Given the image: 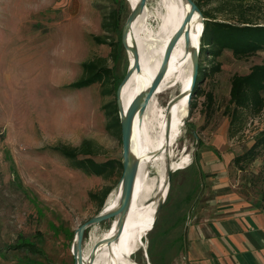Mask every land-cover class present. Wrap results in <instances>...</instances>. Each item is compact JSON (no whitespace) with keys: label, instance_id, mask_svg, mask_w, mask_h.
Segmentation results:
<instances>
[{"label":"rangeland","instance_id":"374dc122","mask_svg":"<svg viewBox=\"0 0 264 264\" xmlns=\"http://www.w3.org/2000/svg\"><path fill=\"white\" fill-rule=\"evenodd\" d=\"M112 2L0 0V264H75L72 243L76 229L100 212L107 201L99 211L89 192L106 185L116 189L120 180V175L109 180L87 175L50 150L61 144L77 146L90 138L102 146L97 160L122 159V140L106 129L102 108L114 96L102 95L99 82L79 89L69 87L82 76L81 63L97 56L108 59L118 78L127 73L129 51L122 47L114 62L109 44L93 39L106 34L101 27L103 11ZM119 5L122 28L132 6L127 0ZM134 25L135 20L130 43ZM145 42L142 37L139 46ZM263 60L264 51L236 58L226 50L218 58L221 71L203 85L214 93V117L206 121L204 96L192 113L189 109L184 133L171 146V161L187 151L190 164L173 172L158 221L142 236L146 246L131 253L133 264H179L183 219L188 220L197 205L208 206L219 194L264 199V152L242 170L231 162L264 130V112L249 117L235 137L228 135L229 118L224 114L232 75L245 74ZM205 64L210 65L211 60ZM170 96L167 91L161 93V105L167 106ZM145 174L149 182L153 179L157 183L160 177L153 163L148 164ZM191 191L195 195L189 203L185 196ZM112 225L113 219H108L89 227L84 250L91 251ZM23 241L37 245L40 252L16 247Z\"/></svg>","mask_w":264,"mask_h":264},{"label":"trees","instance_id":"16d2710c","mask_svg":"<svg viewBox=\"0 0 264 264\" xmlns=\"http://www.w3.org/2000/svg\"><path fill=\"white\" fill-rule=\"evenodd\" d=\"M112 1L107 6L108 9L103 11L101 27L106 34L94 35L93 39L98 44H109L111 47L109 56L116 62L119 50L125 48L122 42L123 26L120 28L121 6L119 5L120 1L125 0ZM194 1L200 7L205 20L200 41L199 73L190 100V113L198 107V99L204 96L202 111L206 121L209 122L216 111V100L214 93L205 90L203 85L208 77L221 71L222 64L218 58L226 50L236 58H245L264 51V0ZM208 58L211 60L210 65L205 64ZM107 62L108 59L101 56L83 61L82 76L69 87L79 89L99 82L102 95H113L114 99L105 103L102 108L107 118L106 129L119 135L121 139L116 92L125 75L121 79L118 78L114 66H109ZM262 112H264V60L252 65L249 72L234 73L231 77L230 98L224 109V114L229 118V137L239 135L246 127L249 117L257 116ZM50 150L68 159L72 167L87 175L101 176L108 180L116 175H120L121 178L122 159L97 160L96 157L101 154L102 146L93 139L84 138L77 146L61 144L51 147ZM262 152H264V130L259 131L252 145L241 154L234 156L231 162L242 170L247 164L255 161ZM113 189L114 186L106 185L98 191L89 192L90 199L97 202L99 211ZM16 247L25 248L30 252H40L37 245L28 241H23ZM149 252H152L151 248Z\"/></svg>","mask_w":264,"mask_h":264},{"label":"bare ground","instance_id":"6f19581e","mask_svg":"<svg viewBox=\"0 0 264 264\" xmlns=\"http://www.w3.org/2000/svg\"><path fill=\"white\" fill-rule=\"evenodd\" d=\"M134 6L137 0H127ZM149 0L142 12L135 19V32L130 43L138 46L141 69L135 70L125 83L121 96L124 107L127 108L135 96L148 89L154 76L159 72L168 48L169 42L182 27L189 5L184 0ZM192 43L187 45L185 34H182L172 49L169 68L157 91L151 98L143 115L138 114L134 121L132 152L140 161L133 202L121 236L111 242H102L97 249V258L93 264H133L131 253L142 246V236L152 227L157 215L160 196L169 193L168 171H176L190 164L187 151L184 155L171 161V146L175 145L184 133V121L189 116L190 105L188 97L179 98L182 88H188L193 73V49L197 48L202 29V18L195 14L188 24ZM142 37L146 42L139 46ZM129 60L134 61V55L129 50ZM170 102L177 100L172 111L168 105L160 103V94L166 92ZM122 93V92H121ZM188 149V148H187ZM186 149V150H187ZM185 150V149H184ZM153 163L160 172L155 183L149 182L148 164ZM121 188L116 187L108 196L104 208H116L120 203ZM101 235L107 239L116 233L115 223ZM95 240V239H94ZM97 242V241H96ZM92 250V249H91ZM91 251L84 250L85 263L89 261ZM100 260V262L98 261Z\"/></svg>","mask_w":264,"mask_h":264},{"label":"water","instance_id":"95a60500","mask_svg":"<svg viewBox=\"0 0 264 264\" xmlns=\"http://www.w3.org/2000/svg\"><path fill=\"white\" fill-rule=\"evenodd\" d=\"M184 1L189 5L188 13L186 14V18L184 20L182 27L179 29V31L176 33V35L172 38V40L168 44L165 58L159 72L156 74V76H154L148 89L139 92L127 108L124 107V104L122 102V98H121L122 89L125 83L133 75L134 71L141 69L138 46H136L135 44H132V46H130V42H129L130 31L134 20L144 9L147 0H137L136 4L132 6L131 11L123 25L122 42L127 53L129 50L132 51L134 55V61H131L129 63L127 73L125 74L123 80L119 84L116 92L117 106H118L120 122H121V140H122V149H123L122 151L123 172L117 184V187L121 188L120 203L119 206H117L116 208H103L100 212L89 218L87 221H85L76 229L72 243V253L75 259V264H93L99 245L104 241L111 242L112 239L119 238L124 230L127 217L134 198L136 177L140 165V161L134 156L132 152V139L134 137L133 126H134L135 118L138 114L143 115V113L146 111L151 98L157 91L158 86L160 85L162 79L166 75L169 68V60L172 49L177 44L179 37L182 34H185V38L188 46H190L191 43L193 42L190 36V31L187 29V26L192 21L195 14H198L202 18V29L198 40V46L197 48L193 49L192 80L188 88H182L178 98V99H182L187 96L188 103L190 105L193 88L196 84V80L199 73L200 41H201V34L203 31V24L205 17L203 16L200 7L197 5V3L194 0H184ZM176 102L177 100H172L171 102H169L168 107L170 111H172ZM185 122L186 120L184 121V123ZM173 172H174L173 170L168 171V183L171 182ZM166 198H167L166 195L160 196L156 218L154 219L152 227L146 231L147 234L150 230L154 228L155 224L157 223V220L161 213L162 207L166 201ZM115 218H117V222L115 223L116 233L111 238L102 239L99 242H97L91 250L89 261L85 263L83 241L86 230L89 227L99 224L105 220L108 219L114 220Z\"/></svg>","mask_w":264,"mask_h":264},{"label":"crops","instance_id":"0c3cea01","mask_svg":"<svg viewBox=\"0 0 264 264\" xmlns=\"http://www.w3.org/2000/svg\"><path fill=\"white\" fill-rule=\"evenodd\" d=\"M187 194L192 201L195 193ZM223 193V192H221ZM184 213L183 216H185ZM179 264H264V199L219 194L183 219Z\"/></svg>","mask_w":264,"mask_h":264}]
</instances>
